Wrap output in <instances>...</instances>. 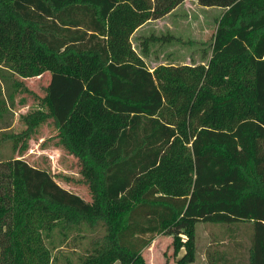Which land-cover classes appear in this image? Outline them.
<instances>
[{
  "label": "trees",
  "instance_id": "trees-1",
  "mask_svg": "<svg viewBox=\"0 0 264 264\" xmlns=\"http://www.w3.org/2000/svg\"><path fill=\"white\" fill-rule=\"evenodd\" d=\"M183 1L0 0V71L12 88L49 75L45 110L10 138L50 121L91 195L0 160V264H49L52 229L82 226L103 234L79 264H146L162 233L186 264L197 222L241 221L248 264H264V0H194L223 9L207 63L150 70L131 35Z\"/></svg>",
  "mask_w": 264,
  "mask_h": 264
},
{
  "label": "rangeland",
  "instance_id": "rangeland-1",
  "mask_svg": "<svg viewBox=\"0 0 264 264\" xmlns=\"http://www.w3.org/2000/svg\"><path fill=\"white\" fill-rule=\"evenodd\" d=\"M220 13L221 9L201 6L195 1H183L170 19L172 27L168 29L171 35L179 39L171 49L176 53L178 50L189 49L192 55L198 54L202 48L207 49ZM158 25L161 27L162 24ZM150 28L146 26L144 33ZM152 57L149 55L147 60ZM20 80L21 85L12 88L8 72L0 71V160L21 157L29 164L47 170L62 187L90 201V190L80 173L81 165L59 144L50 121L39 125L28 137L18 140L10 138V134H18L25 129L23 115L36 109L45 110L41 97L48 82L47 77ZM10 96H13L12 101ZM23 141L27 142V147L20 151ZM252 232L251 221L232 224L197 222L195 257L186 264H248ZM102 234V229L92 230L87 226L67 231L66 235L57 227L53 228L50 237L44 239L51 254L49 264H79L90 250L91 241ZM150 236L153 239L141 252L146 264H177V260L184 254V248L175 252L173 237L169 234L147 237Z\"/></svg>",
  "mask_w": 264,
  "mask_h": 264
},
{
  "label": "crops",
  "instance_id": "crops-1",
  "mask_svg": "<svg viewBox=\"0 0 264 264\" xmlns=\"http://www.w3.org/2000/svg\"><path fill=\"white\" fill-rule=\"evenodd\" d=\"M188 1H194V0H188ZM181 4H179L175 9H173L170 13L166 14L165 16L145 22L144 24L139 26L131 35L130 40L133 48L144 59L150 70H153L154 68L160 65H164V66L197 65V64L205 65L207 63V60L211 52L212 40L207 49L202 48L199 50V52H197L198 54L195 55H192L191 51H188L189 49H184L183 51L176 50L177 53L175 52L174 49H171L173 44L177 42L179 39L171 35L172 33L168 28L172 27L170 23V19L171 17H173L175 11ZM209 8H214L216 10L221 9L220 15L223 12V9L219 7H209ZM159 23L162 24L161 27L158 25ZM153 24H156L155 27H153ZM148 25L151 28L147 33H144L146 31L145 28ZM146 38H148V40H146ZM212 38L213 36L211 37V39ZM143 46L146 49L145 53L142 52ZM148 48H150V50H148ZM149 55L153 56L152 57L153 59H150L151 61L147 60ZM148 62H150V65H148ZM42 76L47 77V81L49 80V75L47 73L43 74Z\"/></svg>",
  "mask_w": 264,
  "mask_h": 264
}]
</instances>
